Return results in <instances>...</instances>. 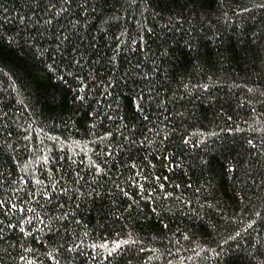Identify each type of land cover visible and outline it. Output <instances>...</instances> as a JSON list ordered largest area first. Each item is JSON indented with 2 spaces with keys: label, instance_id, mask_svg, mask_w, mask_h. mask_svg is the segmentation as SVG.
<instances>
[{
  "label": "trees",
  "instance_id": "1",
  "mask_svg": "<svg viewBox=\"0 0 264 264\" xmlns=\"http://www.w3.org/2000/svg\"><path fill=\"white\" fill-rule=\"evenodd\" d=\"M0 201V264H264V0H0Z\"/></svg>",
  "mask_w": 264,
  "mask_h": 264
},
{
  "label": "snow or ice",
  "instance_id": "2",
  "mask_svg": "<svg viewBox=\"0 0 264 264\" xmlns=\"http://www.w3.org/2000/svg\"><path fill=\"white\" fill-rule=\"evenodd\" d=\"M229 167H234V166H233V165H229ZM97 170H99V169H97ZM44 195H48V193L45 192ZM2 203H3V201H0V204H2ZM70 247H71V246H70Z\"/></svg>",
  "mask_w": 264,
  "mask_h": 264
}]
</instances>
